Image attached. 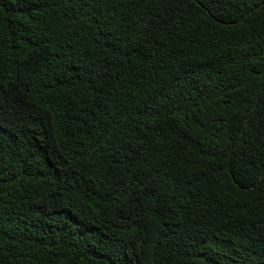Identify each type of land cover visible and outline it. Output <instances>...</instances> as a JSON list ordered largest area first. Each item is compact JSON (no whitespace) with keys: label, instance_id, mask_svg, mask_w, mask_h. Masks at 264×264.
Wrapping results in <instances>:
<instances>
[{"label":"trees","instance_id":"trees-1","mask_svg":"<svg viewBox=\"0 0 264 264\" xmlns=\"http://www.w3.org/2000/svg\"><path fill=\"white\" fill-rule=\"evenodd\" d=\"M0 264H264V0H0Z\"/></svg>","mask_w":264,"mask_h":264}]
</instances>
